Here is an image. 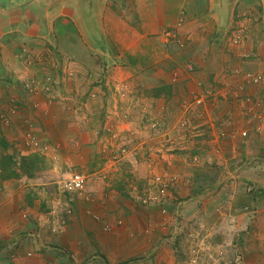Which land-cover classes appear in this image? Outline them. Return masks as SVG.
<instances>
[{
  "label": "rangeland",
  "instance_id": "obj_1",
  "mask_svg": "<svg viewBox=\"0 0 264 264\" xmlns=\"http://www.w3.org/2000/svg\"><path fill=\"white\" fill-rule=\"evenodd\" d=\"M253 4L255 9L224 32L210 35L209 42L183 38L178 28L170 26L164 31L172 29L176 35L167 39L164 35L163 39L133 37L137 18L130 3H125L131 12L126 21L130 25L112 27L114 34H121L120 41H90L80 22L71 20H62L54 33H41L45 42L39 50H24L27 117L22 123L25 137L11 143L14 151L6 150L10 142H5L0 128V168L5 167L0 172L15 179L11 183L22 190L18 203L26 197L30 202L36 200L41 211L54 210L56 220L64 218L65 224L68 211L78 206L90 218V213H97L99 220L91 219L98 222L103 216L94 201L97 193L102 199L110 197L117 208L124 200L146 208L142 200L157 195L158 182L166 181L165 201L171 197L180 211L173 212L172 218H184L178 217L181 223L176 220L166 234L173 247L162 252L161 264H264V201L254 194L260 188L236 176V164L243 162L240 156L230 160V154L201 149L217 133V141L234 142L236 148L264 145V90L260 92L264 84V7ZM203 52L207 54L204 59ZM166 53L173 57L171 62L165 59ZM221 61L227 79L233 73L229 67L239 63L234 73L253 91L243 89L236 97L231 82L216 83L213 66ZM244 62L249 63L248 70H241ZM246 71L261 74L263 80L247 83L241 74ZM157 94L173 96L165 110L167 118L155 117L154 110L161 106L150 98ZM223 102L231 108L225 109ZM20 108L16 103L0 115V126H12ZM151 130L159 133L152 136ZM243 130L246 136H241ZM22 156L31 158L22 161ZM249 156L253 159L249 166L264 165V153ZM73 172L89 177L80 192L62 186ZM165 207L161 216L169 212ZM224 215L228 216L222 223ZM176 224L179 229L175 230ZM154 246H145L131 259L153 261L155 253L162 251Z\"/></svg>",
  "mask_w": 264,
  "mask_h": 264
},
{
  "label": "crops",
  "instance_id": "obj_2",
  "mask_svg": "<svg viewBox=\"0 0 264 264\" xmlns=\"http://www.w3.org/2000/svg\"><path fill=\"white\" fill-rule=\"evenodd\" d=\"M125 3L128 6L129 3L131 4L129 7L134 11V14L132 13L134 19L137 18V26L132 30L133 37L139 35L142 39L147 35H154L156 38L158 36L163 39L164 28L170 26L178 28L183 38L195 37L201 42H209L210 35L215 37V33H222L230 24H236L240 18L242 20L243 16L249 13V9L254 8L253 3L260 5L262 9L264 7V0H157V2L154 0H91L88 8L83 7L82 0H58L56 4L46 8L43 6V0H0V115H6L8 109L16 103H19L21 107L16 114L13 113L15 115L12 126L3 124L0 126L4 130L5 142H10V145L5 146L6 150L14 151L11 143H17L19 139L22 140L21 138L25 137V126L22 123L27 117L24 112L26 111L24 107L26 95L23 93L26 86L23 84L22 77L27 74V68L24 65L28 64V61L25 59L27 54H24V50L37 52V49L39 50L41 44L45 42L40 39V34L54 33L55 27L61 26L62 20L80 22L79 25L84 27L85 35L90 41L102 40L106 43L109 40L120 41L121 34L118 32L114 34L112 27L114 24L123 27L130 25V22L126 21L131 18V12L128 11ZM87 26H93V33L88 32ZM161 32L160 37L158 34ZM214 45L217 48V44L214 43ZM218 50H220L219 47ZM216 52L215 49V57ZM201 56L204 59L207 54L203 52ZM165 59L171 62L173 57L166 53ZM223 62H219L218 67L213 66L215 74L216 72L218 74L215 76L216 83L221 84L228 80L227 84L231 82L233 89L243 86L242 89L247 90L241 81V76L234 73L235 69H239L237 68L239 63H235L234 66L230 64L225 66H230L229 70L233 71V73L229 72V79H227L224 74L228 71L224 68ZM203 68L207 69L208 65H204ZM240 68L248 70L249 63H242ZM155 69L160 71L158 66H155ZM251 87L249 86V92L253 91ZM261 90H264V84L260 87V92ZM172 93L175 92L172 91ZM150 99L153 104L161 106L160 110H154L155 117L167 118L165 110L168 109L170 100L173 101V96L168 98L157 94ZM219 102L222 103V100L220 99ZM262 102L264 104V100ZM223 104L225 109L231 108L229 102H223ZM222 114L223 111H220V116ZM154 131H150L152 136L159 133ZM142 132L141 130L140 133ZM217 136L218 133L213 136L212 142L202 143L201 149L210 153L230 154V160L234 156H240L238 159L243 162L240 165L236 164L235 170L239 171L236 176L251 182L252 187L260 188L259 191L254 192L255 199L263 202L264 165L261 163L256 168L249 166L253 163L249 154L264 153V145L236 148L234 142L231 144L217 141ZM135 146L136 144L133 148ZM21 154L24 152L22 151ZM12 180L15 179L0 174V264H120L121 262L161 264L160 260L164 258L162 252L167 251L169 246L173 247V240H169L166 234H169L172 225L175 227L176 220L179 224L180 218L182 221L184 218V215H178L180 218L176 216L175 219L172 218L173 212L180 214V211L177 210V204H173L171 197L164 202L169 212L166 216H161L159 207L155 205L146 208L136 207L129 200L122 202L120 200V208H117L119 205H115L114 200L110 197L102 199L100 193H97L94 201L102 208L101 221L92 220V217L85 214L75 203L77 208L73 212L68 211L66 218L68 223L65 224L64 218L60 221L56 220L54 210L47 213L41 211L40 204L36 200L30 202L31 200L26 197L22 203H18L22 190L15 188L16 183H11ZM178 206L184 207V204L180 202ZM174 207L176 210L171 212L170 210ZM115 208L118 210L112 211ZM180 209L182 213V207ZM227 216L224 215L222 223ZM117 217H121V225L114 224L111 232L103 229L104 223L114 222ZM177 224L175 230L178 227ZM27 232L32 233L33 236H26ZM23 237L26 238L23 240ZM19 240L21 241L17 244ZM152 245L162 250L155 253L153 261L150 258L139 259L140 261L131 259L134 253L141 251L145 246ZM153 250L149 255L155 252ZM125 259L129 261L125 262Z\"/></svg>",
  "mask_w": 264,
  "mask_h": 264
},
{
  "label": "built area",
  "instance_id": "obj_3",
  "mask_svg": "<svg viewBox=\"0 0 264 264\" xmlns=\"http://www.w3.org/2000/svg\"><path fill=\"white\" fill-rule=\"evenodd\" d=\"M163 33H164L163 35L165 37H169V36L173 37L176 35V33H174L172 31V29H170L168 31H164ZM241 74L243 75L242 77L247 83L256 84V83H260L263 80L261 74H253L250 71L249 72L246 71V72L241 73ZM242 88H243V86H242ZM242 88L241 87L236 88V90L234 91V94L236 95V97L240 95L241 90H243ZM6 122H7V120H6ZM246 135H247V132L245 130H243L241 132V136H246ZM26 136L28 137L29 135L26 134ZM158 179H160V178L158 177ZM88 180H89V177L85 173L73 172V173H70L69 176L63 181L62 186L67 191L80 192L87 185ZM155 181H156V178H155ZM158 183H159L158 194L157 195H150L147 197V199H143L142 202L144 204H148V206L155 205V206L159 207V211L161 213H165L166 207L164 205V202H165V196H166L167 183H166V181H159ZM90 216L94 220H99V215L97 213H90ZM114 224H115V226H119L122 224V221L119 219ZM114 224L105 223L103 225V229L110 231L113 228ZM26 236L32 237L33 234L30 232H27Z\"/></svg>",
  "mask_w": 264,
  "mask_h": 264
},
{
  "label": "water",
  "instance_id": "obj_4",
  "mask_svg": "<svg viewBox=\"0 0 264 264\" xmlns=\"http://www.w3.org/2000/svg\"><path fill=\"white\" fill-rule=\"evenodd\" d=\"M57 2H58V0H43V4H44L43 6L46 8L48 6L56 4ZM90 2H91V0H82L83 7L88 8L91 5ZM83 12H84V10H83ZM86 12H88V10H86ZM87 22H89V21H87ZM86 29L88 30V32L93 33L92 32L93 26H87Z\"/></svg>",
  "mask_w": 264,
  "mask_h": 264
},
{
  "label": "trees",
  "instance_id": "obj_5",
  "mask_svg": "<svg viewBox=\"0 0 264 264\" xmlns=\"http://www.w3.org/2000/svg\"><path fill=\"white\" fill-rule=\"evenodd\" d=\"M11 158H12V157H11ZM30 158H31V157L22 156V157H21V160H22V161H25V160H27V159L30 160ZM22 168H23V167H22ZM3 169H5V167H3ZM3 169H1V170H3ZM23 169H25V168H23ZM12 175H13V174H12ZM8 176H9V175H8ZM6 177H7V176H6Z\"/></svg>",
  "mask_w": 264,
  "mask_h": 264
}]
</instances>
